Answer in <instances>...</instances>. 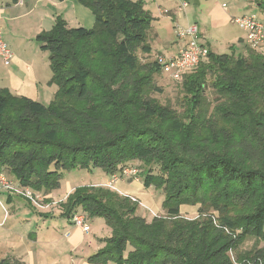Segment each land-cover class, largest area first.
I'll return each mask as SVG.
<instances>
[{
  "label": "trees",
  "instance_id": "16d2710c",
  "mask_svg": "<svg viewBox=\"0 0 264 264\" xmlns=\"http://www.w3.org/2000/svg\"><path fill=\"white\" fill-rule=\"evenodd\" d=\"M78 1L91 9L97 24L95 29L70 28L57 18L50 31L40 33L35 39L39 49L49 55L52 74L49 84L57 87L49 105L15 97L0 88V173L6 169L22 188L46 194L59 186L64 171L79 167L111 177L120 174L130 161L142 162L148 167L142 178L144 188H157L165 196L164 216L148 222L135 214L137 201L102 186L78 187L61 204L62 217L70 219L74 213H80L88 220L101 218L111 230V236L101 240L102 247L87 258V263L235 264L228 252L238 247L241 236L229 237L223 229L220 232L214 229L209 234L206 225L212 224L210 219L202 225L189 221L180 217L179 207L200 205L199 214L211 208L221 216L217 219L220 227L233 234L236 224L227 215L231 209L244 210L242 237L251 236L264 243V137L261 145L251 132L254 129V133H264V54L251 49L246 57L214 55L209 51L204 59L207 60H202L197 72L190 75L189 87L200 98L207 78L213 92H223L228 100H222V112H216L219 118L230 121L239 117L247 123L248 132L238 142L230 139L229 145L236 147L232 156L192 162L188 156L193 154L194 146L189 140L178 142L173 148L140 127H130L108 138L101 114L112 105L91 115L87 110L77 114L68 108L63 98L84 101L94 96L93 87L99 79L100 86L111 83L105 75L93 78L84 65L86 51H93L87 42L101 33L106 39L122 37L116 55L125 65L123 82L132 90V99L139 100L138 105L147 117L157 116L158 108L140 92L138 80L147 90L161 92L151 84L153 75L160 70L159 64L155 61L140 67L136 56L137 50L146 56L151 54L149 43L155 36L150 33V30L154 32L152 19L142 6L126 0ZM111 12L115 13L114 17L110 16ZM116 20L120 21L113 26ZM105 41L97 46L107 58ZM139 68L143 69L142 78L136 77ZM122 90L119 98L107 94L109 102L118 108L125 106L124 99L129 96ZM193 102L189 123L198 120L199 102L195 96ZM159 115L164 118L167 109ZM211 120L214 123L209 124L214 129L217 123ZM246 159L262 164L246 166ZM255 253L252 257L255 264L256 259L264 260V249ZM0 264L25 263L7 257Z\"/></svg>",
  "mask_w": 264,
  "mask_h": 264
},
{
  "label": "rangeland",
  "instance_id": "374dc122",
  "mask_svg": "<svg viewBox=\"0 0 264 264\" xmlns=\"http://www.w3.org/2000/svg\"><path fill=\"white\" fill-rule=\"evenodd\" d=\"M126 1L142 6L144 12L152 19L151 27L154 32L150 30L151 36L152 33H155V36L151 37L149 43L151 46L150 55L146 56L141 54L139 50L136 51V56L139 60L138 65L140 67L146 64H152L160 57H169L175 53L180 45H184L188 41V37L182 38L179 36L180 32L194 25L198 26L199 32H204L203 30H205L204 39L209 44L208 49L210 53L214 55L227 54L246 57L249 49L244 42L245 34L233 22L231 16L234 14H237L236 17L249 14L264 15V0H254V2L253 0H187L188 6L184 13L179 12L180 2L184 0ZM73 4L80 6L76 14L71 8ZM257 4H261V6L258 7ZM223 6H226V8ZM65 7H67L65 23L67 24L68 22L71 28L95 29L97 27L95 16L88 6L81 4L78 0H67ZM159 10L164 15L160 14ZM225 14L229 16V19ZM180 15H182L183 20L178 22V19L181 17ZM110 16L114 17L115 13L111 12ZM119 21H114L113 26H117ZM106 38L107 36L101 33L97 38L87 42L88 47L93 48V51L91 49L86 51L87 56L84 65L92 72L93 78H101L105 75L110 78L111 83L100 86L101 80L99 79L98 83H95L93 87L94 96L84 101H77L75 98H63L73 113L78 114L80 111L87 110L88 114L91 115L93 111H100L102 108L105 109L106 106L112 105L109 111L101 114L104 119L102 126L108 138L116 137L130 127H140L146 129L150 135H157L173 148L177 146L178 142L189 140L190 144L194 146L193 154L188 156V159L192 162H200L205 158L221 157L229 154L232 156L235 153L236 147L229 145L230 139L238 142L241 136L245 135L244 133H248L246 130L247 123L239 119V117H234L230 121H223L219 118L216 112H222V100H228V97L221 91L213 92L208 85V78L205 80L206 86L202 98L190 89L189 77L194 72H197L199 66L185 72L178 80L171 79L168 74L163 73L159 68V72L153 75L151 84L160 88L161 92L147 90L142 82L138 80L140 92L148 96L158 108L157 116L147 117L138 105L140 103L139 100L132 99L134 95L132 90L129 86L124 85L123 82V77H126L125 65L116 55L117 46L120 45L122 37H118L117 39ZM148 38L147 35V41ZM104 40H106L105 44H107L108 48L109 55L107 58H104V51H101L97 46V44H100ZM202 41L201 38L200 43ZM42 56H45L43 58H47L48 60V53L45 52ZM0 61L3 68H7L2 59ZM142 70V68L137 70L136 77H144ZM122 88L126 90L129 96L124 99L126 102L125 106L118 108V105L109 102L111 100L107 94L109 93L114 95V98L115 96L119 98ZM194 96L199 102L196 111L198 120H192L193 122L189 123L188 115L190 113L189 110L193 109ZM49 103H43V105H49ZM163 109H167V115L164 118L159 115ZM211 119H214L217 123L214 129L209 124L210 122L214 123ZM251 132L253 133L254 140L260 142L262 145L261 139H263L264 133L261 131L254 133V129ZM108 138L101 139L106 140ZM244 163L250 167H258L262 164V162L250 161L248 159ZM126 165L138 171L137 180L121 179L112 183V177L116 175L107 177L102 172L78 167L64 171L59 186L46 194L28 188H22L19 186L18 181L4 169L0 173V177L3 179H0L4 181V186L7 184L8 187L7 189L6 187H0V217L2 216V212H9L17 217V220L13 221L20 230L27 229L28 235L36 234L37 239L35 243L39 246L37 248H40L44 252L46 255L45 258L51 264H89L87 263V258L98 250L92 252L86 258L81 259L83 257L81 252L86 251L88 246L85 245L82 249L80 247L70 248L67 246L66 243H70V241L68 238L63 237V233L70 226L76 227L71 224V218H65V221L64 217H60L61 215H59V213H62L61 204L64 202L63 200L76 188L93 185L102 186L117 192L118 187H124L128 191L127 195L133 201H137V209L135 212L137 216L150 222L154 217H162L165 215V196L163 192L153 187L144 188L142 184L143 173L148 167L139 161H130ZM97 177L100 178L101 182H97ZM103 182H106V184ZM97 183L102 184L98 185ZM25 192H31V197H27ZM50 194L53 197H48ZM9 196L13 200L9 201ZM199 207L200 205H180V217L189 221H196L201 225L208 224L206 222L210 219L212 224L210 226L206 225L209 234L214 229L219 232L220 229H223V232L229 235V237L241 236V243L237 248L229 251L228 256L235 264H255L252 257L255 256L257 250L264 249V243L251 236L242 237L243 228L241 226V216L245 214V211L238 208L229 211V215L227 216L236 224L235 233L233 234L227 229L220 227L217 221L220 215L215 213L213 209L206 208L202 214H199ZM212 214L215 215L212 216ZM52 215L54 217H50ZM85 218L90 227V231L88 233L82 232L86 236L84 243L93 242L101 246L100 241L103 238L111 236L110 228L101 218L96 217L91 220H88V217ZM0 223H2L1 219ZM70 230L69 238H73L75 231L73 229ZM64 234H67V232ZM77 238L80 239V235ZM50 242L58 243L60 246L58 249L61 248L64 251L61 253H58L59 250L55 253L52 251L49 252L47 244ZM1 259L2 257L0 256ZM256 261L257 264H264V260L258 261L256 259Z\"/></svg>",
  "mask_w": 264,
  "mask_h": 264
},
{
  "label": "crops",
  "instance_id": "0c3cea01",
  "mask_svg": "<svg viewBox=\"0 0 264 264\" xmlns=\"http://www.w3.org/2000/svg\"><path fill=\"white\" fill-rule=\"evenodd\" d=\"M183 2L188 6L187 0ZM183 2H180V6ZM66 3L67 0L0 1V34L2 40L13 54V61L7 68H3L0 61V88L8 90L15 97H24L42 104H46L53 100L57 87L53 84H49L52 76L49 60L43 58L45 56L42 55L45 52L39 49L35 39L40 33L50 31L57 18H61L65 21L67 11V7H65ZM180 6L179 12L184 13L187 7L181 9ZM257 6L260 7L261 4H257ZM78 7L80 6L75 4L71 6L75 14L78 9H80ZM224 8H226V6ZM159 13L164 15L160 10ZM225 15L229 19V16L227 14ZM180 16L178 22L183 20L182 15ZM236 16L237 14L232 15L231 19ZM67 26L71 28L68 22ZM198 31H200L199 28ZM203 31L204 32H199L200 39L202 38V44L208 49L209 44L204 39L205 30ZM186 43L187 42H185V44ZM185 44L180 45L175 53L170 56H176ZM97 179V182H101L99 177H97ZM103 183L106 184V182ZM97 184L101 185L102 183ZM117 193L128 196V191L124 187H118ZM48 197L53 196L50 194ZM8 200L10 201L13 199L9 196ZM59 215H61V213H59ZM50 217H54V215ZM0 219L2 220V223H0V256L2 258H15L25 264H51L50 261L45 258L46 255L44 252H42L40 248H37L39 247L38 244L35 243L37 235H28L27 229L20 230L18 226L14 224L13 220H17L16 216L9 212H2ZM70 229L75 231L73 238H69L71 233ZM65 232H67V234H64ZM64 233L63 237L68 238L70 241V243H66L70 248L80 247V249H82L83 246H88L86 251L81 252L83 256L81 259L86 258L92 252L102 247L101 241V246L93 242L84 243L86 240L85 234L73 226L65 229ZM79 235L80 239L77 238ZM47 247L49 252L52 251L55 253L59 250L58 253H61L64 251L61 248L58 249L60 246L55 242L48 243Z\"/></svg>",
  "mask_w": 264,
  "mask_h": 264
},
{
  "label": "built area",
  "instance_id": "2783aa9c",
  "mask_svg": "<svg viewBox=\"0 0 264 264\" xmlns=\"http://www.w3.org/2000/svg\"><path fill=\"white\" fill-rule=\"evenodd\" d=\"M186 3H182L180 8L185 9ZM225 7V6H223ZM233 22L236 23L245 34V45L248 49L264 54V15L263 14H249L241 17H234ZM180 37H188L185 46L180 49L176 56L160 57L156 62L159 64L163 73H166L173 80H178L181 76L194 69L199 63L204 60L209 53L205 45L200 43V35L197 26H190L186 30H182ZM0 59H2L5 66H10L13 61V54L5 42L2 40L0 34ZM138 171L132 167H125L122 172L112 177V183L121 179L137 180ZM2 178V177H0ZM3 179V178H2ZM0 179V187L4 186V181ZM27 197H31V192H25ZM86 216L80 213H74L71 217V224L82 232L88 233L90 227L87 224Z\"/></svg>",
  "mask_w": 264,
  "mask_h": 264
}]
</instances>
